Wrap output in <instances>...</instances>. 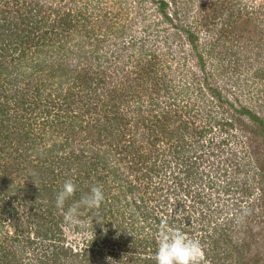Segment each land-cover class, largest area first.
I'll list each match as a JSON object with an SVG mask.
<instances>
[{"label":"trees","instance_id":"trees-1","mask_svg":"<svg viewBox=\"0 0 264 264\" xmlns=\"http://www.w3.org/2000/svg\"><path fill=\"white\" fill-rule=\"evenodd\" d=\"M22 1L0 0V264H119L123 260L111 249L104 254L110 258L104 263L99 259L101 248L95 242L83 252L57 235L63 229L59 221L50 219L57 194L52 197L67 179H72L77 186L74 201L88 193L93 185L102 186L105 199L98 212L104 211L101 217L109 213L110 224L115 226L110 227L105 241L119 243L121 248H127L125 251L131 239L128 219L131 218L129 224L135 230L141 222L142 230L154 227L157 231L162 224L168 226L159 207L162 187L154 186L152 194L147 191L155 175L161 178L162 184L165 182L161 170L167 154L161 148L175 146L170 155H181L188 141L204 135L208 127L199 124V128L194 124L193 106L186 112L158 109L159 99L171 101L167 90L181 93L180 89L190 87L184 83L185 75L191 74L193 85L202 92L197 109L204 107L205 97H211L228 113V119L215 122L225 130L226 138H231L234 127L245 133L249 155L256 159L260 175L264 176V149L259 141V136L264 139V115L259 108L248 104L239 103L237 107V100L230 99V87L212 79L214 69L222 66L225 72L229 66L221 59L214 64L207 61L204 50L199 49L200 34L191 26L175 22L186 34L183 44L187 40L190 44L187 52L180 47L178 55L174 53L177 61L185 59L179 64L173 57L162 59L152 50L144 58L142 46L105 47L112 33L116 34L115 43L119 38L124 40L131 23H122L115 29L109 24L111 32L101 38L92 27L83 24V36L90 46L85 45V39L73 42L71 33L78 31L77 23L86 18L81 9L75 10L79 0H69V4L64 2L59 7L37 0ZM139 1L157 4L166 20H171L169 2H177ZM235 5L218 30L226 46L218 47L215 42L214 46L209 45L210 51L228 58L234 65L231 69L239 72V76L245 71L246 80L250 77L260 82L264 79V1L259 7V16L253 15L258 10L256 4L243 5L238 0ZM179 11L180 8L172 15L181 22L183 15ZM139 14L140 9L136 16ZM205 18L208 17H204L203 23L208 27L210 21ZM217 20L216 17L212 23L218 25ZM174 34L181 39L178 31ZM31 52L36 54L32 65L45 78L41 80L37 75L35 81L24 79L25 84L21 86L19 73H14L17 66L12 64ZM187 65L191 66L187 68ZM177 68L182 79L174 81L169 71L173 69L172 74L177 76L173 73ZM161 88L163 93H159ZM147 93L154 94L156 101L147 103ZM127 112H131L129 117ZM45 169L47 174L43 176ZM45 192L51 195L44 197ZM71 198L64 210L74 202ZM258 200L264 214V195ZM124 205L130 206L133 212L128 213ZM84 210L87 215L95 216V209L82 207L80 217ZM253 220L254 217L250 222L252 227ZM168 224L175 223L170 220ZM137 233L135 243L138 244L133 243V248L148 250L147 244L141 249L147 239L141 240L142 232ZM227 234L225 240L230 238ZM247 237L250 235L242 237L243 243L232 246L230 238V254L219 256L216 264H225L223 259L232 253L239 255L234 264H264V256L246 258L252 249L251 238ZM148 242L152 248L157 246L155 238ZM107 244L104 242V246ZM126 264L155 262L152 255L150 258L134 255Z\"/></svg>","mask_w":264,"mask_h":264},{"label":"rangeland","instance_id":"rangeland-1","mask_svg":"<svg viewBox=\"0 0 264 264\" xmlns=\"http://www.w3.org/2000/svg\"><path fill=\"white\" fill-rule=\"evenodd\" d=\"M28 1L35 2L36 0ZM240 1L243 5L247 4L253 6L256 4V7L258 8V10H256L257 14L254 13L253 15L259 16V7L261 8L264 0ZM37 2L43 4L47 3L48 5L53 4V6L56 7H59L64 2L69 4V0H37ZM235 2H238V0L173 1L172 3H169L168 11L173 13L175 10L180 8L179 13L183 15V20L180 22L178 19H175L174 21L163 19L161 15L155 13L156 8L152 2L141 3L139 0H79L75 6V10L78 11V9H81L79 11H83L85 13L84 17L86 18L83 19L82 23H77L76 27L79 30L73 31V33H71L72 41L77 42L81 39H85V45L90 46L86 37L83 36V24H85L87 27H92L98 37L101 38V36H106L107 32H111L109 31L111 28H109L107 25L110 24L114 26L115 29L122 23H131V28L129 29V32L125 33L126 37L124 40L119 38V41L115 43L114 40L117 39H114V36L116 37V34L112 33L109 35L105 47H123L126 44L129 45L128 41L134 39L137 43L140 42L144 44V58H146L149 50L156 49L155 52L158 53L160 58L167 60L172 58L174 53L178 55L180 47L186 48L185 52H187V49L190 48L188 40L183 44L186 39V34L184 31L182 32L179 26H175V22L182 23L187 27L191 26L193 30L200 34L199 49L201 51L204 50V56L206 57L207 61L214 64L216 61H218V59H221L224 60V63L226 62L227 66H229V69H226L225 72H223L222 66H218L216 70L214 69L215 77H212V79H217V83L221 86L230 87V99L237 100V107L240 105L239 103L248 104L250 106H254L255 109L259 108L260 113L264 115V79L259 82L252 80L249 77V80H246L245 71L239 76V72L231 69L234 68V65L232 66L231 63H229L230 60L228 58L220 56L222 53H218L217 51L213 53L210 51L211 46L209 47V45L214 46L215 42V45H218V47L226 46V44H222L224 40L219 38L221 34L218 30L221 28L222 22L228 18V15H230L231 9H234L233 7L236 6ZM21 3L24 2L21 0ZM138 9L141 10V14H139L137 17L136 13L138 12ZM236 16L238 15L236 14L234 19H236ZM204 17H208L205 19H209L210 21L208 27L203 23ZM216 17L218 19L217 22L219 26L215 25L214 22L212 23ZM178 29H180V31ZM177 31L182 36L181 39H178V37L174 34ZM232 34L234 35V33ZM69 43L70 41L68 44ZM229 44L230 43H228V45ZM182 53L184 52L182 51ZM35 55V52H31L28 55L17 59L12 64L17 66V70H14V73H19L17 78L20 81L21 86L25 84L24 79L35 81L34 77L38 75L35 67L32 65L35 63ZM184 60L185 59L181 58L177 61L176 55L173 57V61L175 63L180 64L181 61L184 62ZM188 66L191 65H187V68ZM172 71L173 69L169 71L170 79H172V76L174 77V81H178L179 79L183 78L186 86L190 87H187V90L184 91L179 88L182 91L181 93H178L175 90L173 92L167 90L166 92L168 95H170L171 101L159 99L160 104L158 109L162 110V107H165V109L170 110L169 112H174L175 109L186 112L191 110V107L193 106L194 109L192 114H196L194 118V124L196 126L199 124H204L208 125V127L206 128L204 135L198 136L196 139L188 141L186 148H184V153L181 155H170L175 149V146L170 147L172 150H170L168 147L161 148V150H166V159L168 160L169 158L168 162H164L162 164L163 168L161 170V175H164L163 179L165 182L163 181L164 184H162L161 178H156L155 175L154 179L152 178V185L147 191L150 194L154 193V190H152L154 186H161L163 189L160 191V199L162 204L159 207L161 208L160 213L165 215L163 216V219L167 220L166 224L168 226L164 227L180 228L188 236L200 239L202 244L205 246V258L209 264H212V262L218 259L219 256H225L224 254L231 250L229 248L230 246L228 245L230 238H232V241H229L231 246L238 245L243 243L242 237L248 236V234L250 237L247 238H251L250 244L252 249L250 252H247L245 255L246 258H250L252 256L263 258L264 214L261 209H259L261 207L258 204V199L261 200L262 195H264V176L261 177L260 175V165L257 164L256 159L254 157L251 158L249 155V149L247 146L248 143L247 139L245 138V133L241 129L234 127L232 136L229 140H227V142L226 138L224 137L225 133L220 131L216 125L217 123H215L216 121L222 122L223 120L229 118L228 113L223 110L222 105L216 100H212L211 97H205L203 101L204 107L197 109L198 105L200 104L199 98L201 97L200 95L202 92L197 91L196 85H193L195 84L193 83L194 77L189 74V76L185 75L181 78V72L178 68L176 72H173L177 73V76H174L176 74H172ZM42 77L45 78L44 73L40 74L39 76L41 80ZM185 80H187V82H185ZM34 90L35 88L31 89L32 92ZM163 91V88H161L159 93H163ZM156 93L157 92H154V94ZM154 94L147 93V103H150L153 99L155 100V98L152 96ZM195 103L197 106H195ZM227 106L228 105H225V107ZM130 115L131 112H127L126 117H129ZM222 138L225 140H222ZM259 141L262 142V147L264 149V139L261 136H259ZM198 148H200V150H198ZM220 152L222 154H220ZM195 156H199L198 159L200 162L195 163L192 167L193 172L199 171L198 174H194V176L197 178V182H193L192 194L186 196L181 194L180 190H177L174 185L175 183L173 180H171L172 178L170 174H172L174 171L178 172L179 168H181V171L184 170L181 166L184 163L178 164L180 163L181 159H195ZM226 157L229 159H234V164H231V160L229 162H224ZM208 159H210V162ZM212 159L215 160L213 161ZM246 159L249 160L245 162ZM260 164H262V162ZM46 174L47 171L45 169V174H43V176H46ZM129 180H131V178H129ZM133 181H136V178L133 177ZM183 183L184 187H190L189 179L183 180ZM209 184L210 186H208ZM52 188L55 189L56 186H53ZM114 191L117 192L118 189L115 188ZM56 194L57 192H54V196L52 198H54ZM48 195H51V193L45 192L43 196L47 197ZM74 199V196H72L71 200L74 201ZM53 202H55V200H53ZM125 208L126 211L128 210V213L133 212L130 206L126 207L124 205L123 209ZM245 208L250 209L251 212L242 221L238 222L237 217ZM52 209L54 213V221H59V225L63 229L62 233L57 234L58 236L66 239L69 244H76L78 242L86 243L90 241V245V243L93 241L101 248V252H99V259L104 263L110 259L109 257L104 256L107 251H110L108 250L110 249L109 244L104 246L105 234H107L111 228L114 229L115 227L114 225L111 226L110 224L111 216L109 213L101 217L104 211L98 212L100 209L99 208L95 209V215L99 214V216L91 217L90 215L86 214L87 210H84L81 213L83 214L85 211L86 212L82 217H80L84 223L82 225H72L65 221L60 209H56L55 207H52ZM116 215H118V213ZM253 217L254 226L252 227L250 226V222ZM114 219L115 218H112L113 222ZM170 220L174 221L175 224H168ZM130 222L131 218L128 219L127 224V227L130 228L128 232L131 233L129 234L131 239L128 243V255H134L133 243H135V239L138 235L137 232H142V237L140 238L141 240L147 239L145 242L147 245H149L148 248L151 250H146V254L149 252H154L148 241H151L152 238H155L157 241L158 232L160 229L155 231L156 229H154V227H144L142 230L140 228V226H142L141 222L139 224V228L135 230L131 228L129 224ZM10 229L11 227L9 228V231ZM9 231L7 230L6 233H10ZM225 233H228L227 235L230 237L227 240H225ZM144 236H148V238H145ZM85 238L87 241H82ZM135 244L137 245L138 242ZM126 249L127 248L121 249V247H119L118 250L115 249L114 251H117L118 254H124ZM235 254L236 253H232V255L228 257L232 260L226 258L225 261L227 263L233 261V256ZM123 262L124 260H121L119 261V264H123Z\"/></svg>","mask_w":264,"mask_h":264},{"label":"clouds","instance_id":"clouds-1","mask_svg":"<svg viewBox=\"0 0 264 264\" xmlns=\"http://www.w3.org/2000/svg\"><path fill=\"white\" fill-rule=\"evenodd\" d=\"M168 1H171V0H168ZM150 2L151 1H149V3ZM169 3H171V2H169ZM153 5H155V8H156L155 13H158L159 15H161L163 17L162 13L158 9L157 4L153 3ZM168 13L171 17V21L175 20V17L172 15V13L171 12H168ZM133 42H135V44ZM128 43H129L128 46H130V47H138V48H139V46L145 47L144 44H142L140 42L137 43L134 39H131V41H128ZM149 51H148V53H149ZM152 51L154 52V54L158 55V53L155 52L156 49H154ZM143 53H145L144 49H143ZM216 125L220 131L225 133L224 137L226 138L227 134H226L225 130L222 129L218 124H216ZM223 138H222V140H225ZM220 139H221V137H220ZM227 140H229V139L226 138V141ZM220 154H222V153L220 152ZM195 157H196L195 159H193V158H190L188 160L181 159L180 163H178V164L184 163L183 165H181L184 170L181 171V168H179L178 172L174 171L172 174H170L171 178H172L171 180H173V182L175 183L174 185L177 188V190H180V193L184 194L186 196H189L192 194L193 182H197V178L194 176V174L195 175L198 174L199 171L193 172L192 167L194 166L195 163L199 162V159H198L199 156H195ZM179 158H181V157H179ZM163 160L165 162H168L169 158H168V160L163 158ZM212 160L214 161L215 159H212ZM230 160H231V164L233 165L235 162L234 159H231V158L229 159L226 157V159H224V162L225 161L229 162ZM208 161L210 162V159H208ZM185 165H186V167H185ZM176 175H178V176L174 177ZM185 179H189L190 187H188V188H187V186H185V187L183 186L184 185L183 180H185ZM178 181H181L182 185H180V183ZM208 186H210V184ZM76 190H77V186L73 182L72 179L65 180L60 191L56 195L55 206L57 209H60L62 211L63 217H64L66 222H68L72 225H82L84 223V221L80 219L79 210L82 207L87 208V209H99L102 202L105 199V196H104L102 186L93 185L90 188V191L88 193L82 195L79 200L74 201L71 205H69L67 207L66 210H64L66 201L75 194ZM187 190L189 192H186ZM250 212H251L250 209L245 208L241 212V214L237 217L238 222L242 221L247 215L250 214ZM95 216H99V214H97ZM50 219L54 220L53 211H52V217H50ZM33 236H34V232L32 231L31 237H33ZM65 241H66V239H65ZM67 242L68 241H66V243ZM104 242L108 243V241H105V239H104ZM156 243H157V246L155 245V248H153L154 252H149L146 254V250L145 251L141 250L142 251L141 252V251H139L140 249H138V250L134 249V255L142 256V257H148V258H150V256L152 255V258L154 259L155 264H209V262L205 258V251H204L205 246L202 244L201 240L198 238L188 236L180 228H172V227L165 228L164 225L162 224L161 228L158 232V237H157ZM70 244L72 245V243H70ZM108 244L110 245V249H108V250H111L113 248L111 250L113 252V254L117 255L119 257H122V259L125 261L124 264L126 263V261L129 258L134 257V255H131V256L128 255V250L124 251V254H121V253L118 254L117 251H114L115 249H117V250L119 249V247H120L119 243L116 245H113L112 243L109 242ZM145 244L146 243L143 241V245L140 246L141 249L143 247H145ZM73 245L77 246L79 249H81V251L84 252L88 248L89 243L87 242V244H84L83 242L82 243L78 242V243L73 244ZM82 246H84V247H82ZM148 250H151V249L148 248ZM227 253L230 254V250ZM238 256H239L238 254H235L233 256L234 260H237ZM225 259L226 258L223 259L225 264H234V260L227 263L225 261ZM227 259L232 260L231 258H227ZM263 263H264V259H263ZM212 264H216V262L213 261Z\"/></svg>","mask_w":264,"mask_h":264}]
</instances>
